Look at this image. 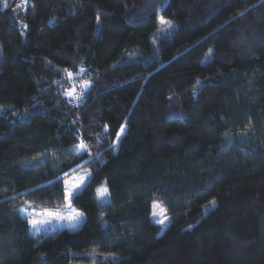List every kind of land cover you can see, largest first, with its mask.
I'll use <instances>...</instances> for the list:
<instances>
[{"label": "trees", "instance_id": "trees-1", "mask_svg": "<svg viewBox=\"0 0 264 264\" xmlns=\"http://www.w3.org/2000/svg\"><path fill=\"white\" fill-rule=\"evenodd\" d=\"M18 2L0 0V264H264V0ZM80 170V227L31 234L26 202L64 208Z\"/></svg>", "mask_w": 264, "mask_h": 264}, {"label": "snow or ice", "instance_id": "snow-or-ice-1", "mask_svg": "<svg viewBox=\"0 0 264 264\" xmlns=\"http://www.w3.org/2000/svg\"><path fill=\"white\" fill-rule=\"evenodd\" d=\"M5 6H7L5 4ZM161 24L168 25L171 27V21L165 20L163 17H160ZM25 28L27 25L24 26ZM211 52V50H210ZM69 76L72 74L69 73ZM87 87V85H86ZM67 91V90H66ZM69 95H72L71 92L68 93ZM79 99V97H75ZM121 132L124 131L123 126L121 127ZM120 133H117V137L119 138ZM72 151H76L78 155H83L84 152L87 151V145L84 143H81L80 145H77L75 149H72ZM65 176H68L69 173H65ZM92 180V173L91 172H84L83 174L72 177L71 179L64 181V188H63V195L64 200L66 201V212H61L59 210H50L47 208L40 209L39 211L34 206V204L26 202L28 204V207L24 209L25 213L28 214L29 217H32L31 223L33 225L36 224H50L53 220L57 222L61 221H68L67 224L70 228H75L81 221L83 217L82 212H78L75 209L72 208V202L75 198L78 197L80 192L87 186V182ZM97 194L100 196H106L108 194V188L106 185L100 187L97 189ZM154 208L158 205L154 203ZM31 209V211H29ZM35 214V216H33ZM154 216H163V219H159L158 222L161 224L165 223V220L167 219L165 212H154ZM39 217V218H37ZM63 226V225H62Z\"/></svg>", "mask_w": 264, "mask_h": 264}, {"label": "rangeland", "instance_id": "rangeland-1", "mask_svg": "<svg viewBox=\"0 0 264 264\" xmlns=\"http://www.w3.org/2000/svg\"><path fill=\"white\" fill-rule=\"evenodd\" d=\"M21 0H19V2L17 4H19V7L18 8H22L23 6V3L20 2ZM17 15V24L19 27L23 28L24 29V15L22 14H16ZM75 97L78 95V94H74ZM10 109L8 107H5V108H1L0 109V117L3 115V111H5V109ZM75 149V148H74ZM84 172H89L87 170H80V171H77V173H72L70 176H68L66 178V180L68 179H71L72 177H76V176H79L81 174H83ZM89 183V181L87 182ZM105 183L101 184V187L104 186ZM107 186V185H106ZM100 188V187H99ZM97 197L100 201L102 202H105V201H108L109 199V196L106 195V196H100L97 194ZM66 205V203H65ZM73 208V207H72ZM74 209V208H73ZM76 210V209H75ZM29 211H31V209H29ZM39 211V210H38ZM59 211L61 212H66V207L62 208V209H59ZM77 211V210H76ZM165 212L164 209L159 205L157 207H153V212H152V217H153V221L155 223H157L159 226H161L162 228H165L168 226V223H169V218L167 217V219L165 220V223L164 224H161L158 222L159 219H163V216H154L153 213L154 212H157V213H160V212ZM78 212H80L78 210ZM166 214V213H165ZM33 216H35V214H33ZM26 217L29 219V223H31V219L32 217H29L28 214L26 213ZM84 217V216H83ZM83 217L80 221V223L75 227V228H70L67 226V224L69 223L68 221H61V222H57L55 220L52 221V223L50 224H36V225H33V223H31V226H30V233L33 234V233H40V232H45V231H49V230H56V229H66V230H77L80 225L82 224L83 222ZM39 218V217H37ZM63 225V226H62Z\"/></svg>", "mask_w": 264, "mask_h": 264}]
</instances>
